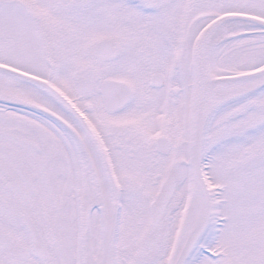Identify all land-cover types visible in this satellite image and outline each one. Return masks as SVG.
<instances>
[{
	"label": "snow or ice",
	"instance_id": "obj_1",
	"mask_svg": "<svg viewBox=\"0 0 264 264\" xmlns=\"http://www.w3.org/2000/svg\"><path fill=\"white\" fill-rule=\"evenodd\" d=\"M0 264H264V0H0Z\"/></svg>",
	"mask_w": 264,
	"mask_h": 264
}]
</instances>
